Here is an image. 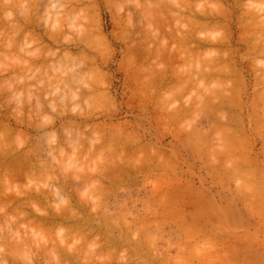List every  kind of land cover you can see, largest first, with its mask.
<instances>
[{
  "label": "clouds",
  "instance_id": "9594fccd",
  "mask_svg": "<svg viewBox=\"0 0 264 264\" xmlns=\"http://www.w3.org/2000/svg\"><path fill=\"white\" fill-rule=\"evenodd\" d=\"M218 258L264 264V0H0V264Z\"/></svg>",
  "mask_w": 264,
  "mask_h": 264
},
{
  "label": "rangeland",
  "instance_id": "374dc122",
  "mask_svg": "<svg viewBox=\"0 0 264 264\" xmlns=\"http://www.w3.org/2000/svg\"><path fill=\"white\" fill-rule=\"evenodd\" d=\"M127 84L129 87H134V84L130 80L127 81ZM126 106L129 108V110H132V111L138 110V103H134L133 101H130ZM162 143L167 144V140H162ZM130 146L132 147L129 149ZM130 146L128 145L127 147V151L129 152L127 153L129 155L133 154L134 149H135V146L133 145H130ZM112 175L115 179L120 180L122 178H126L128 175H130V173L127 171V169L123 165H121L113 169ZM154 191L158 193L166 192L171 196L178 197L180 199L181 206L186 210H190L193 208L202 209L205 207L204 200L199 198L196 195L195 185L187 177H184L178 180H170L164 184H155ZM232 221H233V216L230 212H227V211L220 213L219 215H208L204 218L205 224L211 222V223L228 225L232 223ZM88 222L90 226L97 227L95 224L91 223V220H89ZM102 223L106 225V222L102 221ZM97 231L103 233L104 228L98 227ZM240 243L241 242L236 239L225 240L221 238L219 247L220 249H226L232 245H239ZM111 247H115L118 251L120 248V241L116 240L115 238L108 240V242L105 244L104 251H109ZM222 255L226 256V253H222ZM74 264H78V262H74ZM209 264H221V261L218 258L217 260L209 262Z\"/></svg>",
  "mask_w": 264,
  "mask_h": 264
},
{
  "label": "bare ground",
  "instance_id": "6f19581e",
  "mask_svg": "<svg viewBox=\"0 0 264 264\" xmlns=\"http://www.w3.org/2000/svg\"><path fill=\"white\" fill-rule=\"evenodd\" d=\"M130 81H131V80H130ZM128 83H129V82H128ZM132 85H133V84H132ZM132 85H131V86H132ZM129 146H130V145H129ZM127 147H128V146H127ZM131 147H132V146H130L129 149H130ZM133 148H134V147H133ZM133 148H132V149H133ZM127 152H128V151H127ZM128 153H129V152H128Z\"/></svg>",
  "mask_w": 264,
  "mask_h": 264
}]
</instances>
